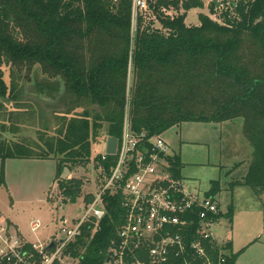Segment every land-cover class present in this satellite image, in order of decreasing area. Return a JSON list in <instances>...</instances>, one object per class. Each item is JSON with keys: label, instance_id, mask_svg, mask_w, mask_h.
<instances>
[{"label": "trees", "instance_id": "trees-1", "mask_svg": "<svg viewBox=\"0 0 264 264\" xmlns=\"http://www.w3.org/2000/svg\"><path fill=\"white\" fill-rule=\"evenodd\" d=\"M204 5L152 0L161 26L145 25L141 16L133 35L132 0H0V159H55L62 203L76 202L85 183L61 179L63 169L87 166L105 126L106 137L120 140L127 113L131 130L150 136L186 121L242 118L253 154L240 183L264 194V0H231L222 21L201 14L199 25H187V11ZM171 7L183 11L166 14ZM19 77L33 79L40 96L62 107L55 110L61 120L55 134L7 138L18 132L16 123L7 124L14 112L6 102L20 103ZM95 160L104 178L116 156ZM173 161L179 177L180 156ZM221 188L214 180L206 195ZM93 199L94 193L84 198L86 204ZM122 200L120 192L106 193L100 229L92 233L87 223L70 244L78 264L106 262L109 241L124 221ZM199 223L195 217L194 227ZM239 254L230 252L228 264H236Z\"/></svg>", "mask_w": 264, "mask_h": 264}, {"label": "rangeland", "instance_id": "rangeland-1", "mask_svg": "<svg viewBox=\"0 0 264 264\" xmlns=\"http://www.w3.org/2000/svg\"><path fill=\"white\" fill-rule=\"evenodd\" d=\"M206 7H196L187 11L186 23L189 26L200 24V15L222 21L221 13L227 10L231 0H217L219 6L215 11L211 3L215 0H204ZM169 14H177L182 8L168 9ZM160 27L156 15L149 13L145 25ZM133 31V35L135 34ZM8 73L6 78L9 80ZM131 78V76H130ZM132 80V79H131ZM130 80V83H131ZM18 88L22 90L20 103L6 102V108L13 110L12 121L16 123L18 132L8 133L10 140H39L41 133L55 134L61 120L55 110L62 109L57 101L40 96L34 81L18 78ZM106 126L100 131L92 143V157L87 166L69 169L61 173V179L81 178L84 181L78 201L62 203L57 178V162L53 158H8L0 159V212L17 223L28 238L35 240L30 230L31 219L39 218L43 227L39 231L40 238H46L56 233L60 218L66 216L69 220L82 216L84 198L89 193L98 191L103 179L100 168L96 166L95 158L106 152ZM163 138L181 156L182 168L179 171L185 183L203 196L214 180H220L222 190L215 196L222 205V218L216 224L214 232L223 240L232 242L230 252L237 253L236 264H264V199L260 201L256 191L241 184L246 162V150L252 149L243 134V119L237 118L224 123L186 121L169 128L162 134ZM229 171V172H228ZM238 185L235 189L233 186ZM237 206L236 217L230 219L227 215L229 204Z\"/></svg>", "mask_w": 264, "mask_h": 264}, {"label": "built area", "instance_id": "built-area-1", "mask_svg": "<svg viewBox=\"0 0 264 264\" xmlns=\"http://www.w3.org/2000/svg\"><path fill=\"white\" fill-rule=\"evenodd\" d=\"M151 1L132 0V33L139 18L145 20L153 12ZM128 115L115 153L101 154L103 160L116 156L115 164L94 192L93 202H85L82 216L72 220L63 216L56 233L46 238L38 235L42 221L31 219L35 236L31 240L0 212V264H78L79 258L70 255V244L82 236L85 224L93 225L92 233L100 229L107 214L104 196L118 192L124 221L109 241L104 264H228L230 250L214 232L223 216L215 196H200L177 177L176 153L163 133L135 134ZM195 217L200 220L197 228Z\"/></svg>", "mask_w": 264, "mask_h": 264}, {"label": "crops", "instance_id": "crops-1", "mask_svg": "<svg viewBox=\"0 0 264 264\" xmlns=\"http://www.w3.org/2000/svg\"><path fill=\"white\" fill-rule=\"evenodd\" d=\"M204 7H206V5H204ZM186 21V20H185ZM187 24V23H186ZM224 122H226V121H224ZM224 122H222V123H224ZM245 152V154H244V156L246 157L244 160L246 161V162H248L247 163V165H246V171H244V175H243V178H242V180H240L241 182L244 180V177L246 176V174H247V172H248V168H249V164H250V160H251V154H253L252 153V149H248V150H246V151H244ZM181 157V156H180ZM182 168V167H181ZM181 168H180V170H181ZM229 172V171H228ZM220 181V180H219ZM213 182V181H212ZM212 184V183H211ZM239 185H243V184H239ZM246 186V185H245ZM236 187H238V185H236V186H233V189H235ZM211 188V187H210ZM210 189H208V191H209ZM221 190H222V188H221ZM208 191H206V193L208 192ZM206 193L204 194V195H206ZM258 197H259V199H260V201H263V199H264V194H260V195H258ZM215 198H216V196H215ZM218 201V200H217ZM219 203V202H218ZM219 205H220V209H221V204L219 203ZM229 211H230V209L232 208L233 209V212H232V218H233V220H234V217H236V214H237V206L235 205V203L234 202H231L230 204H229ZM222 211V210H221ZM229 213V212H228ZM223 215V214H222ZM227 216V215H226ZM222 218V217H221ZM10 220V219H9ZM11 221V220H10ZM14 223V222H13ZM21 231H22V229L19 227V225L17 224V223H14ZM23 232V231H22ZM29 239H31V238H29ZM32 240V239H31ZM226 242V244H229L228 246H231L230 247V249L229 250H232V248H233V244H232V242H230V240L228 241H225Z\"/></svg>", "mask_w": 264, "mask_h": 264}, {"label": "water", "instance_id": "water-1", "mask_svg": "<svg viewBox=\"0 0 264 264\" xmlns=\"http://www.w3.org/2000/svg\"><path fill=\"white\" fill-rule=\"evenodd\" d=\"M216 3V6H219V3L217 2V0L214 1ZM117 142H118V139L115 138V137H109L108 138V143H107V149L106 151L108 153H115V149H116V146H117ZM69 172V169L68 168H65V174H68ZM53 246V242L50 244L49 247Z\"/></svg>", "mask_w": 264, "mask_h": 264}]
</instances>
